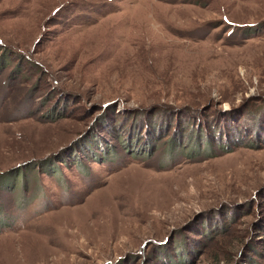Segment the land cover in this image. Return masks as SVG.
I'll use <instances>...</instances> for the list:
<instances>
[{
  "label": "rangeland",
  "instance_id": "1",
  "mask_svg": "<svg viewBox=\"0 0 264 264\" xmlns=\"http://www.w3.org/2000/svg\"><path fill=\"white\" fill-rule=\"evenodd\" d=\"M0 264H264V0H0Z\"/></svg>",
  "mask_w": 264,
  "mask_h": 264
}]
</instances>
